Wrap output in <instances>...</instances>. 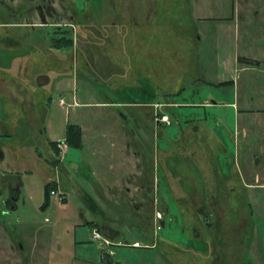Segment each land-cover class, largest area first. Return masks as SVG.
Here are the masks:
<instances>
[{
  "label": "rangeland",
  "instance_id": "374dc122",
  "mask_svg": "<svg viewBox=\"0 0 264 264\" xmlns=\"http://www.w3.org/2000/svg\"><path fill=\"white\" fill-rule=\"evenodd\" d=\"M40 1L49 6L45 17ZM61 33L71 46L55 45ZM234 63L247 68L233 70ZM231 78L234 85L206 82ZM70 79L75 87L63 90ZM148 93L159 100L147 104L169 123L158 124L153 107L142 106ZM44 107L58 122L66 112L84 126L82 147L60 153L58 141L55 156ZM123 144L137 149L142 172L130 192L108 191V164L111 181L132 174L120 169ZM196 145L232 182L206 187L219 202L211 228L201 231L220 251L210 252L215 264H264V162L252 155L264 153V0H0V176L19 182L10 209L0 202V264H94L88 260L96 262L101 246L117 264H189L179 247L207 251L189 235L184 207L186 188L192 183L198 194L209 178L200 175L205 157L198 168L190 160ZM50 181L61 198L49 194L43 205ZM171 193L184 219L168 215L177 212ZM131 195L141 218L125 209ZM109 216L116 238L107 237Z\"/></svg>",
  "mask_w": 264,
  "mask_h": 264
},
{
  "label": "crops",
  "instance_id": "0c3cea01",
  "mask_svg": "<svg viewBox=\"0 0 264 264\" xmlns=\"http://www.w3.org/2000/svg\"><path fill=\"white\" fill-rule=\"evenodd\" d=\"M236 61L238 63V60L237 59H236ZM237 63H234L235 65L233 67V70L239 71V70H243V69H246L247 68V67L246 68H242V67L239 68V67H237ZM246 64H249V63L247 62ZM247 66H249V65H247ZM74 80L75 79H70V80H67V81L62 80V83H61L62 89L63 90L67 89L68 83H70L71 84V87L74 88L75 87ZM225 81H227L228 83H232V85H234V82H235L234 81V78H231V79H228V80H222V81L217 80L215 82H212V81H206V82L209 83V84H211V85H216L217 86V85H220V84L224 83ZM136 86L137 87H141V85H139L137 83H136ZM73 98H74V94L72 93V99ZM107 98L109 100V101H107V103L108 102L109 103H115V104L122 103V104H124L126 106H130V107H134L135 106V107H138V104L136 103V101H133V100H130V101H115L113 99H110L108 96H107ZM204 102H205V105H208V103H209L208 101H204ZM171 104H173V102L169 101V103L166 104V105H171ZM230 104H232L233 108L236 111V114H238L240 112V109H239L237 103L235 101H233V102L231 101ZM59 105L60 106H63L64 103L63 104H59ZM86 105H90V104H86ZM97 105L102 106L103 104L102 105L101 104H97ZM145 105H149L150 107L152 106L153 107V110L155 112L157 110L156 107H158L155 104H144V103H142V106H145ZM243 109H245V108H243ZM65 113L60 112V114H61L60 118H62V119L60 120V118H59V122L56 120V118H54L55 114L52 111H49L47 113V115L45 117V122H44V132L48 135L49 140L55 141V142H57V141H63L64 135H65V126H66V123L69 122L67 120L68 117L65 116ZM153 114H154V112H153ZM162 122H164V121H161V123ZM72 123H77V124L80 125V127L82 129V137H83L84 136V133H85L84 126L81 125V123L80 122H77V121H73ZM164 123H166V122H164ZM158 124H160V122ZM222 124H223V121L220 118L216 119V125L217 126H220ZM58 126L59 127L61 126V129L59 131V134L56 135L55 133L58 132ZM209 136L212 137V138H218L219 137L218 134L215 133L214 131ZM82 143H83V141H82ZM64 145H65L64 146V149L62 151H60V153H62V152H64L66 150V144L64 143ZM82 146H83V144H81V147ZM123 148H124V144L121 146L120 153L118 155V157L120 159L119 160L120 161V169L123 170V169H125V167L128 168V166H130L131 167V170L129 171V173H132V174L131 175L130 174L126 175V173L125 174H121V176L117 177L115 181H111V178L112 177H110V173L112 171L113 166H112V164H108L107 165V190L108 191L113 190V187L114 188H117V187L121 186L122 187V190L125 189L128 192H130V190L134 187L133 182H136L138 176L141 175V172L142 171H141V168L139 167L140 166V160H139L140 157H139V153H138L137 149H131L130 150L127 145H126V148H124V149ZM193 148L194 149H192V151H190L191 152V158H190V160H191V162H192L193 165H196L195 161L196 160H202V159H204L205 155H203V151L201 149H198L197 148V145H196V147H193ZM110 156H111L110 153L107 151V160L110 158ZM205 158L208 160L209 163H207L206 161H204L202 163V167H201V171H200V175H201V172L205 174L204 177L207 176L206 175V172L209 171V174H208L209 175V178H208V181H205L206 182L204 184L205 187H212V189H213L219 183H226V184H228V183L231 184L232 183L230 181L231 179H226L224 176H222L219 173L218 168H217V164H216L215 160L213 161L208 156H206ZM188 159H189V157H188ZM231 159H232V157H231ZM183 166L186 167L188 170L191 169L189 163L186 161V157H185V162H184V165ZM166 167L168 169V172L170 174V177L172 179H174V181H175V178L177 177V175L174 174V172L170 168L171 165L165 164L164 168H166ZM170 170H171V172H170ZM191 171H192V169H191ZM197 172L199 174V171H197ZM134 173H136V174H134ZM167 179L170 182L168 184H171L172 185V180L170 178H167ZM119 180H120V183H119ZM202 182H203V180H202ZM58 188H60V186ZM136 189H138L137 185H136ZM61 190L63 191V189H61ZM133 190H135V189H133ZM107 196H108V192H107ZM62 197H64V196H62ZM133 197L134 196H132V197L129 198V199H131L130 200V204H126L127 201L125 202V206H126L125 209L126 210H129L130 214L136 216L137 218H141L142 212L139 211L140 210L139 208H141V206L140 205L138 206L137 204H135V205H133V207H130L131 202H132V199H134ZM132 204H134V202H132ZM140 204L142 205L141 202H140ZM164 204H166V203H164ZM166 209H167V207L165 206V210ZM120 220H122V217H120ZM112 221H115V220H113L111 218V216L107 217V237H112V238L115 237L116 238L117 236L121 235V233L119 232L120 230L117 229V227H113V225H111ZM131 225L135 226V223L134 222H131ZM137 241L138 240H134L133 243H135Z\"/></svg>",
  "mask_w": 264,
  "mask_h": 264
},
{
  "label": "flooded vegetation",
  "instance_id": "af4514ba",
  "mask_svg": "<svg viewBox=\"0 0 264 264\" xmlns=\"http://www.w3.org/2000/svg\"><path fill=\"white\" fill-rule=\"evenodd\" d=\"M21 4L19 3L17 5L20 6ZM43 5L44 4L40 1L39 3L35 4V7H36V10L38 11L37 13H39L40 16L42 15L45 17V15L49 13V6L45 5V9H43ZM29 7H31V6L28 5V8ZM252 155H253V161L255 164L264 162V153L260 152L259 150H256V149L253 150ZM227 159L231 160V158H229V157H227ZM238 168H239V164H238ZM237 174H239V172H237ZM244 184H246V183H244ZM0 186H1L0 187V202H3V207H5L6 210H9L10 207L12 206V202L17 197V194L19 191V182L15 179L9 180L5 175L2 174L0 176ZM192 188H193V185L191 184L190 187L187 188L185 191V196L188 199V201H186L184 203L185 204L184 207H186L190 210V211L185 212V216L186 217L188 216L189 219H192V216L194 214L195 221L190 224V228H189L188 232H189V235L191 237L195 238L197 241L202 242L204 240L202 238L204 235L201 234V231L204 232L205 228L207 229V228H210L212 226L211 221L216 217L217 206H218L219 202H217V200L215 199V196H214L215 193H210L209 196L205 193L207 190V188L205 186L201 187V190L199 191L200 193H198V194L193 193ZM215 188H217V187H215ZM5 189H7V190H5ZM171 196L173 198H176L175 204L177 205V212L173 211L170 213V215L172 217L175 216V218H182L183 215L181 216V214H180V205L177 201V198L179 195L176 196L174 193H171ZM193 210H194V212H193ZM199 226H204L205 228H199ZM191 247H192V251L188 247H184V248H182V247L178 248L177 247L180 252L183 251L184 253L183 252L182 253L185 254L189 258V264H215L216 263L213 260L211 253L208 254V252L212 251L215 253H219L220 251L216 250L217 247L215 248L214 246H206L207 251H205L203 253L199 249L193 247V245ZM218 247L220 250V248H223V245L222 246L218 245ZM104 249H105V250H103L104 253L100 252V254H99L97 252L96 262L91 261V260H88V261L91 263H94V264L95 263L96 264H117V262L113 261L111 256H109L105 253L106 252L105 247H104ZM194 256L197 259H196L195 263H192L191 257H193L195 259ZM208 257H210L211 259L208 260ZM221 264H222V262H221Z\"/></svg>",
  "mask_w": 264,
  "mask_h": 264
},
{
  "label": "trees",
  "instance_id": "16d2710c",
  "mask_svg": "<svg viewBox=\"0 0 264 264\" xmlns=\"http://www.w3.org/2000/svg\"><path fill=\"white\" fill-rule=\"evenodd\" d=\"M55 45H57V46H71L72 45V39L69 36L64 35L63 33H61V35H59V37L57 38V43H55ZM142 100H143L142 103L147 104V103L153 102L154 100H159V98H157L154 93H153L152 96L148 93V94H145V96H144V98ZM41 110L44 111L43 118H42V120H43V130H44V121H45V117H46V115H45L46 108L44 107ZM48 141L50 143V146H53V148H54V149L53 148L52 149L54 150L55 156H58L59 155V152H58L59 149L56 146L58 141L57 142L51 141V140H48ZM63 141H64V143L67 146H81V144H82V129H81L80 125L77 124V123L67 122L66 126H65V135H64ZM55 186L56 185H55L54 181H50V182H47V183L44 184V195L45 196H44L43 205L48 203L50 190L52 188H54ZM180 214L182 216L184 214V212L180 210ZM184 218L185 217L183 215L182 219H184ZM190 220H191V223L195 221L194 214L192 216V219H190ZM203 228H204V226H203ZM213 229L218 231L217 226L213 227ZM205 237H207V238H206V240L202 241V244H205L206 246H211L210 245L211 242H209V240H208V235H206ZM218 237H219V235H218ZM214 245H215V243H214ZM208 254H210V251L208 252Z\"/></svg>",
  "mask_w": 264,
  "mask_h": 264
},
{
  "label": "built area",
  "instance_id": "2783aa9c",
  "mask_svg": "<svg viewBox=\"0 0 264 264\" xmlns=\"http://www.w3.org/2000/svg\"><path fill=\"white\" fill-rule=\"evenodd\" d=\"M58 103L59 104H63L64 103L63 99L60 98L59 101H58ZM155 105L157 106V104H155ZM155 115H157V117L155 118V120L157 122L164 121L166 123H169V117H168L167 114H165V113L158 114V112H156ZM62 143H63V145H62ZM62 143L59 145V147L61 148V151L64 149V146H65L63 141H62ZM56 192L57 191H55V190L52 189V190H50V193L49 194L52 195V197L54 199L58 200V199L61 198V195L58 192V196H57V193ZM155 218H156V220L160 218L159 212H156V217ZM92 238L93 239H100L101 238L100 231L97 228H95V227H93V229H92ZM102 243H104V245H106V243H108V240L103 238ZM100 245H102V244H100Z\"/></svg>",
  "mask_w": 264,
  "mask_h": 264
},
{
  "label": "water",
  "instance_id": "95a60500",
  "mask_svg": "<svg viewBox=\"0 0 264 264\" xmlns=\"http://www.w3.org/2000/svg\"><path fill=\"white\" fill-rule=\"evenodd\" d=\"M103 250H105L104 249V247L103 246H101V248L98 250V253L100 254V252H103L104 253V251ZM107 255H109L110 256V253L109 252H105Z\"/></svg>",
  "mask_w": 264,
  "mask_h": 264
}]
</instances>
